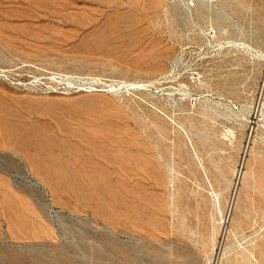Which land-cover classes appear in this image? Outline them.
<instances>
[{
    "label": "rangeland",
    "instance_id": "1",
    "mask_svg": "<svg viewBox=\"0 0 264 264\" xmlns=\"http://www.w3.org/2000/svg\"><path fill=\"white\" fill-rule=\"evenodd\" d=\"M0 69V264H264V0H0Z\"/></svg>",
    "mask_w": 264,
    "mask_h": 264
},
{
    "label": "built area",
    "instance_id": "2",
    "mask_svg": "<svg viewBox=\"0 0 264 264\" xmlns=\"http://www.w3.org/2000/svg\"><path fill=\"white\" fill-rule=\"evenodd\" d=\"M177 3H179L183 9L186 11H192L195 9L197 5V0H175ZM207 37L209 39H213L216 37V32L214 30H211L207 33ZM0 79H3L5 82L9 83V86L33 90H46L48 92L55 91V89L51 87H47L44 84H41L40 86H33L31 82L24 81L22 79H18L17 77L13 76V74L7 70L0 69ZM2 152L0 151V158H1ZM1 169V168H0ZM25 175L28 178L29 182H32L36 187H40L42 189V192L44 193V196L47 201H51L49 194L39 185L37 182L32 181L30 174L25 171Z\"/></svg>",
    "mask_w": 264,
    "mask_h": 264
},
{
    "label": "bare ground",
    "instance_id": "3",
    "mask_svg": "<svg viewBox=\"0 0 264 264\" xmlns=\"http://www.w3.org/2000/svg\"><path fill=\"white\" fill-rule=\"evenodd\" d=\"M222 223H223L224 226H227L228 225V220L227 221L226 220L225 221L223 220Z\"/></svg>",
    "mask_w": 264,
    "mask_h": 264
}]
</instances>
